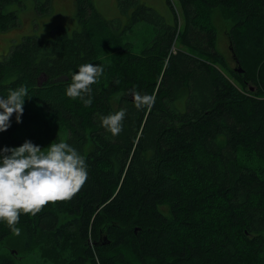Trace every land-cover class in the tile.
<instances>
[{
    "label": "trees",
    "instance_id": "obj_1",
    "mask_svg": "<svg viewBox=\"0 0 264 264\" xmlns=\"http://www.w3.org/2000/svg\"><path fill=\"white\" fill-rule=\"evenodd\" d=\"M24 1L0 0V31ZM164 1L172 22L142 0H117L112 18L74 0L79 28L25 34L0 57V96L26 86L30 97L0 148L63 139L87 164L71 200L16 225L51 264L65 245L64 264H264V0ZM215 8L230 20L233 68L215 47ZM85 63L104 66L87 107L65 94ZM133 89L155 95L150 110L134 106ZM121 108L113 136L100 117ZM10 233L0 221V243ZM13 253L0 264H17Z\"/></svg>",
    "mask_w": 264,
    "mask_h": 264
},
{
    "label": "clouds",
    "instance_id": "obj_2",
    "mask_svg": "<svg viewBox=\"0 0 264 264\" xmlns=\"http://www.w3.org/2000/svg\"><path fill=\"white\" fill-rule=\"evenodd\" d=\"M104 74L101 64L85 63L71 76V83L65 94L71 99L79 98L85 107L92 104V85L98 84ZM134 106L150 110L155 103V95L141 94L132 90ZM28 88L20 86L10 89L8 95L0 96V132L11 125V117L21 122ZM87 97V98H85ZM30 98V97H29ZM126 109L101 116V125L113 136L123 130ZM88 179L84 157L63 139L50 143L47 151L25 140L15 147L0 148V221H5L12 232L19 236L16 227L20 215H37L49 203L71 200Z\"/></svg>",
    "mask_w": 264,
    "mask_h": 264
},
{
    "label": "rangeland",
    "instance_id": "obj_3",
    "mask_svg": "<svg viewBox=\"0 0 264 264\" xmlns=\"http://www.w3.org/2000/svg\"><path fill=\"white\" fill-rule=\"evenodd\" d=\"M142 1L161 13L168 22H172V16L164 0ZM92 2L105 18L121 16L117 8V0H92ZM13 8L17 10L19 22L15 27L0 31V57L8 52L15 40L25 34H35L41 39H47L51 28L57 24H61L69 30L79 28L74 0H51L50 8L44 12H40L33 0L22 2L21 7L14 4ZM178 20L180 21L181 19L178 18ZM211 23L216 33L215 47L225 56L228 67H235L236 63L232 57L228 38L230 20L223 16L219 8H215L211 14ZM238 69L241 68L238 67ZM162 211L167 213L166 208H162ZM18 228L21 229L19 236L15 235L11 230V233L0 243V253L9 254L11 251L12 253L15 252L13 255L17 264H51L50 260L48 261L42 256L40 247L32 244L34 240L28 247L25 246L27 240L25 230H22L20 226ZM42 246L47 247L48 245L46 243ZM57 258L59 264H64L74 258V256L70 247L65 245L63 250L57 251ZM94 258L98 264L97 256L94 255ZM83 263L91 264L92 262L90 258H87L83 260Z\"/></svg>",
    "mask_w": 264,
    "mask_h": 264
},
{
    "label": "water",
    "instance_id": "obj_4",
    "mask_svg": "<svg viewBox=\"0 0 264 264\" xmlns=\"http://www.w3.org/2000/svg\"><path fill=\"white\" fill-rule=\"evenodd\" d=\"M242 70L241 69H238V72H241Z\"/></svg>",
    "mask_w": 264,
    "mask_h": 264
}]
</instances>
